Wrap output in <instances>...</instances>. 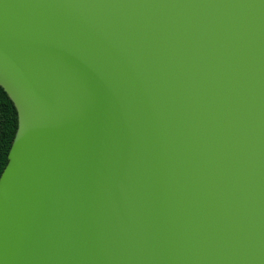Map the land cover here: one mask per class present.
<instances>
[{
	"label": "water",
	"instance_id": "1",
	"mask_svg": "<svg viewBox=\"0 0 264 264\" xmlns=\"http://www.w3.org/2000/svg\"><path fill=\"white\" fill-rule=\"evenodd\" d=\"M0 86V264H264V0H0Z\"/></svg>",
	"mask_w": 264,
	"mask_h": 264
},
{
	"label": "trees",
	"instance_id": "2",
	"mask_svg": "<svg viewBox=\"0 0 264 264\" xmlns=\"http://www.w3.org/2000/svg\"><path fill=\"white\" fill-rule=\"evenodd\" d=\"M16 128L17 112L15 106L0 86V174L7 163V154Z\"/></svg>",
	"mask_w": 264,
	"mask_h": 264
}]
</instances>
